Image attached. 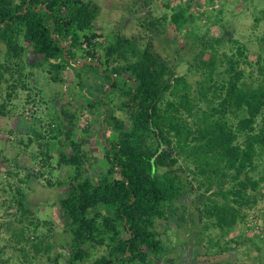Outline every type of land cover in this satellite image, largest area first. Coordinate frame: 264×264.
I'll return each instance as SVG.
<instances>
[{
  "label": "trees",
  "instance_id": "1",
  "mask_svg": "<svg viewBox=\"0 0 264 264\" xmlns=\"http://www.w3.org/2000/svg\"><path fill=\"white\" fill-rule=\"evenodd\" d=\"M182 1L185 9L173 13L170 22L190 28L189 9L196 0ZM99 12L93 0H0V54L5 58V63L0 61V82L14 66L12 61L23 57L26 47L21 40L42 56L58 81L62 71L78 63L81 52L83 66L75 68L85 92L80 111L94 119L104 117L107 169L93 181L82 143L71 137L78 113L65 108L69 124L65 139L59 141L60 161L73 174L70 182H58L68 189L58 204L68 217L67 263L154 264L160 253L168 252L160 227H170L171 219H196L203 229L217 228L223 236L246 220L247 209L264 199V56H259L262 62L254 86L241 68L249 63L245 45L229 38L228 50L220 52L225 47L222 38L203 43L202 37L191 45L200 47L193 57L195 68L190 69L198 76L192 83L154 50L151 38L143 49L123 38L104 43L101 34L92 32ZM166 21V15L150 16L144 20L145 29L154 33ZM188 31L189 37L199 35ZM82 72L100 81V88L82 83ZM199 103L207 109L200 112ZM5 113L1 106L0 116ZM109 132H115L114 141L107 137ZM67 145L71 155L64 152ZM180 160L191 180L175 169ZM186 196L191 207L185 205ZM9 204L20 213L15 218L20 226L10 228L16 242H33L36 255L48 253L51 244L44 246L40 238L30 241L29 226L40 224L34 221L22 189L15 191ZM215 245L230 249L218 240ZM98 250L104 253L95 256Z\"/></svg>",
  "mask_w": 264,
  "mask_h": 264
},
{
  "label": "rangeland",
  "instance_id": "2",
  "mask_svg": "<svg viewBox=\"0 0 264 264\" xmlns=\"http://www.w3.org/2000/svg\"><path fill=\"white\" fill-rule=\"evenodd\" d=\"M93 2L99 4L100 12L92 32L101 34L104 43L123 38L143 49L151 38L154 50L175 64L179 75L187 74L192 83L198 76L190 69L195 68L193 57L200 48L199 45L191 48L194 41L199 44L202 37H205L202 38L203 43L220 37L225 46L222 52L228 50L227 39L238 40L249 50V63L241 64L245 80L257 86V66L262 62L259 63V56H264V0H212L211 3L196 0L189 9L190 28L170 22L173 13L185 9L182 0H156L149 5L144 0ZM164 15L167 21L159 30L152 33L145 29L146 18L152 16L161 19ZM258 18L262 20L258 21ZM210 22L213 25L210 26ZM189 29L199 35H185ZM20 42L26 51L18 62L16 59L12 61L11 65L14 66L0 82V107L4 106L6 111L4 116H0V264H68L70 236L64 231L68 217L58 204L68 195L67 187H59L58 182H70L73 174V170L60 161L62 146L59 141L65 139L69 124L64 110L69 108L78 113L71 137L81 141L83 153L87 155L92 168L90 174L93 181L99 178L97 174L100 170L107 169L103 132L108 128L104 124V117L94 119L91 114L80 111L82 104H85V92L78 84L75 71V68L83 66L80 51L77 52L78 63L62 71L58 81L55 80L56 73H52L48 64L42 62V56L35 54L29 43ZM4 51L5 47L2 46ZM0 61L5 63L3 54H0ZM82 83L100 88V81L87 72L83 74ZM196 89L197 86L193 85L195 96ZM206 109L205 105L199 103L200 112ZM107 137L114 141L117 136L115 132H109ZM64 152L67 155L73 153L68 145ZM179 162L175 169L191 180L192 175L184 170L185 164L182 160ZM257 171L258 175L263 172L262 168ZM18 189H22L26 205L34 211V221L40 224L37 227L29 226L32 230L28 234L30 241L40 238L44 246L51 244L52 249L48 253L36 255L31 248L33 242L19 244L12 236L10 228L12 225L20 226L15 220L20 213L16 205L10 207L9 202ZM40 194L48 197L41 198ZM190 199L189 196L184 199L186 207H191ZM246 213V220L223 236L217 228L203 229V224L196 219L191 221L185 218V222L179 218L171 219L170 227L159 226L162 243L168 252L160 253L154 264H264V199L258 200ZM28 222H24L23 226ZM217 240L220 245L226 244L230 249L220 250L215 245ZM23 247L26 252L21 251ZM103 253L98 250L95 256Z\"/></svg>",
  "mask_w": 264,
  "mask_h": 264
}]
</instances>
